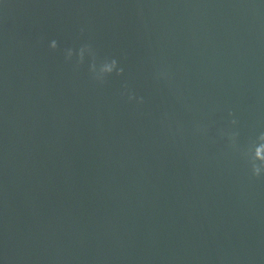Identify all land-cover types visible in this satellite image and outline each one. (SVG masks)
Segmentation results:
<instances>
[{
  "label": "water",
  "instance_id": "obj_1",
  "mask_svg": "<svg viewBox=\"0 0 264 264\" xmlns=\"http://www.w3.org/2000/svg\"><path fill=\"white\" fill-rule=\"evenodd\" d=\"M227 131L264 132V0H0V264H264Z\"/></svg>",
  "mask_w": 264,
  "mask_h": 264
},
{
  "label": "clouds",
  "instance_id": "obj_2",
  "mask_svg": "<svg viewBox=\"0 0 264 264\" xmlns=\"http://www.w3.org/2000/svg\"><path fill=\"white\" fill-rule=\"evenodd\" d=\"M81 31H83V29H81ZM49 47L51 49H55L57 47L56 41L55 40L51 41L49 43ZM86 52L93 57V60L95 59V53L92 50L91 46L84 45L80 47L76 52L77 65L83 63ZM72 55L73 52L71 49L66 50L65 59L70 60ZM89 72L92 74L93 80L103 83L105 77L111 75L113 72H115L117 76L121 75L123 73V68L118 67L116 59H111V60H105L99 65V67H97L95 62L91 63L89 65ZM158 79H164L167 81L170 79V77L166 71H161L158 74ZM121 95H124V93H121ZM127 100L129 102L135 100L137 104H142L144 102L143 97H136L131 92L127 93ZM228 115L229 117H231L233 113L229 111ZM229 124L231 126H235L237 124V120L231 119L229 121ZM196 131L204 133L207 131V129L201 126H197ZM221 135L227 137L229 141V146L233 150L238 151L241 157L246 161L250 176L255 179L264 178V159L258 158V154L256 152V148L259 146V142L264 141V132H261L256 137L255 141L249 142L248 146L243 149L239 148L236 143V137L238 133L227 131V132H222Z\"/></svg>",
  "mask_w": 264,
  "mask_h": 264
}]
</instances>
